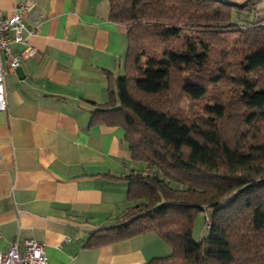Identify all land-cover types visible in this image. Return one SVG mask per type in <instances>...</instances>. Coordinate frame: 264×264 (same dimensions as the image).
I'll return each mask as SVG.
<instances>
[{
    "label": "trees",
    "instance_id": "1",
    "mask_svg": "<svg viewBox=\"0 0 264 264\" xmlns=\"http://www.w3.org/2000/svg\"><path fill=\"white\" fill-rule=\"evenodd\" d=\"M107 1L128 48L92 122L122 128L139 166L91 246L154 233L171 253L149 264H264L263 21L231 0Z\"/></svg>",
    "mask_w": 264,
    "mask_h": 264
},
{
    "label": "crops",
    "instance_id": "2",
    "mask_svg": "<svg viewBox=\"0 0 264 264\" xmlns=\"http://www.w3.org/2000/svg\"><path fill=\"white\" fill-rule=\"evenodd\" d=\"M25 1L0 0V15ZM230 3L254 9L250 19L264 23V0ZM38 15L39 32L13 45L14 55L27 46L37 55L5 76L0 250L34 240L44 244L48 264H149L170 255L154 233L90 244L127 209L128 185L117 178L139 166L122 128L92 122L110 83L124 74L126 26L110 19L107 0H37L26 24Z\"/></svg>",
    "mask_w": 264,
    "mask_h": 264
},
{
    "label": "built area",
    "instance_id": "3",
    "mask_svg": "<svg viewBox=\"0 0 264 264\" xmlns=\"http://www.w3.org/2000/svg\"><path fill=\"white\" fill-rule=\"evenodd\" d=\"M226 3L230 0H219ZM37 0H27L20 3L10 15H0V111L7 109L5 76L9 69L17 68L23 61L37 55V49L27 46L24 50L13 54L14 44H27V35L37 34L40 21L43 17L38 15L29 27L26 17L35 13ZM32 21V20H31ZM4 57L9 58L8 68L4 65ZM211 224L207 219L206 227ZM0 264H48L45 246L34 240H27L23 248L15 241L8 251L0 250Z\"/></svg>",
    "mask_w": 264,
    "mask_h": 264
},
{
    "label": "rangeland",
    "instance_id": "4",
    "mask_svg": "<svg viewBox=\"0 0 264 264\" xmlns=\"http://www.w3.org/2000/svg\"><path fill=\"white\" fill-rule=\"evenodd\" d=\"M187 103L188 101L184 102L185 105ZM205 215L206 213L204 211L198 213L193 231V237L196 241L202 240L208 234V230L205 227Z\"/></svg>",
    "mask_w": 264,
    "mask_h": 264
}]
</instances>
